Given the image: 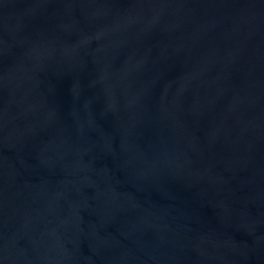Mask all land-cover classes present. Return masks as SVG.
I'll use <instances>...</instances> for the list:
<instances>
[{"label":"water","instance_id":"95a60500","mask_svg":"<svg viewBox=\"0 0 264 264\" xmlns=\"http://www.w3.org/2000/svg\"><path fill=\"white\" fill-rule=\"evenodd\" d=\"M0 264H264V0H0Z\"/></svg>","mask_w":264,"mask_h":264}]
</instances>
